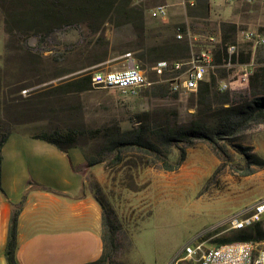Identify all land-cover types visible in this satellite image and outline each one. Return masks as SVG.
<instances>
[{"label":"rangeland","instance_id":"1","mask_svg":"<svg viewBox=\"0 0 264 264\" xmlns=\"http://www.w3.org/2000/svg\"><path fill=\"white\" fill-rule=\"evenodd\" d=\"M126 2L143 10L145 31L130 24L129 12L119 9ZM162 2L166 0H119L112 9L96 10L95 3L82 0H0V134L20 127L34 135L119 125L123 131L141 127L146 139L161 141L155 134L159 125L170 122L189 127L193 120H200L207 126V133L231 155L220 160L210 141L197 139L187 149L186 161L176 170L145 165L108 169L101 164L107 172L103 181L88 175L86 187L107 208L115 210L122 226L115 237L117 248L105 264H190L175 261L196 237H200L204 249L241 240L244 233L264 245V235L260 236L255 228L218 226L264 198L260 176L246 178L264 167L248 166L237 148L249 146L256 154L249 143L258 124L232 137L214 135L217 119L212 113L223 105L214 103L209 112L207 105L198 104L195 92L171 88L188 67L185 64L175 69V63H186L209 49L214 50L217 60L219 51H223V35H227V45L236 42L243 29L264 32V0H224L220 5L229 9V15L216 18H212L210 0H173L175 14L166 19L150 16V9ZM51 5L58 7V13H64L62 19L44 18L43 13ZM62 5L75 9L63 11ZM84 7L88 9L81 13ZM233 11L239 12L236 31L230 27L234 24L230 18ZM178 27L189 31L191 38L178 40ZM210 37L216 40L211 41ZM239 49V57L249 53L255 68L264 67V46L253 55L252 46L239 41ZM143 52L145 55L139 60L136 55ZM128 53L147 79L134 96L95 85L80 92L54 90L86 71L126 68ZM160 61L169 65L162 75L153 68ZM218 65L216 90L222 79L229 81L238 72L225 66L224 58ZM229 92V104L251 99L249 87L240 86ZM80 142L91 154L101 143L88 138H81ZM261 156L264 158V153ZM178 157V147H172L169 161L175 163ZM260 223L264 229V218Z\"/></svg>","mask_w":264,"mask_h":264},{"label":"crops","instance_id":"2","mask_svg":"<svg viewBox=\"0 0 264 264\" xmlns=\"http://www.w3.org/2000/svg\"><path fill=\"white\" fill-rule=\"evenodd\" d=\"M172 1L167 0L170 15L175 14ZM223 1L210 0L212 18L229 15V9L221 8ZM230 15L238 25L239 12ZM257 126L249 145L264 159L261 156L264 123ZM263 169L252 171L246 178L258 175L264 181ZM1 170L0 264H7L12 205L23 200L15 253L17 264H86L102 256L103 209L86 187L90 174L99 181L106 178L101 164L88 167L80 147L64 151L20 127L9 134L2 148Z\"/></svg>","mask_w":264,"mask_h":264},{"label":"trees","instance_id":"3","mask_svg":"<svg viewBox=\"0 0 264 264\" xmlns=\"http://www.w3.org/2000/svg\"><path fill=\"white\" fill-rule=\"evenodd\" d=\"M35 1V0H34ZM85 2L95 3L96 10L112 9L113 4L117 0H82ZM69 5H62L63 11L75 9ZM51 9H47L43 16L45 19H58L63 18L62 11L57 12L59 9L55 5H51ZM88 7H84L81 13L85 12ZM120 10L128 13V22L145 31L144 12L137 10L135 7H130L129 2L124 3L119 7ZM77 10V8H76ZM232 31H236V25H230ZM227 35H223V51L220 50L217 55V60L220 62L228 58L227 54ZM145 52L137 54L136 57L142 60ZM162 58V55L159 56ZM251 59L250 54L244 55L242 53L239 57V62H249ZM92 75L90 71H86L79 77L68 80L54 87V90L59 89L71 91H86L92 88ZM216 76H212L211 80L204 82L200 85L199 89L195 92L198 97V104L207 105L209 112L212 110L214 103L223 105L212 114L217 119L216 130L214 135L234 136L240 131H244L253 125L264 123V67L254 69L250 77L249 89L251 92V99H245L242 103L229 104L230 92H220L215 89ZM53 90V91H54ZM226 104L229 106L225 107ZM0 134V191L2 188V148L11 133ZM144 130L134 128L132 130L123 131L119 125L104 126L96 129L86 128H72L67 131L57 130L54 132H43L32 135L34 138L44 140L53 144L61 150L67 151L71 147L80 146L88 167L99 164H104L106 168L113 169L114 167L124 165L128 168H139L143 165L161 167L165 170H176L180 168L187 159V149L197 139H205L212 143L214 152L222 159H228L231 155L227 149L218 145V141L207 133V126L200 120H193L189 127H184L178 123H167L159 125L155 134L160 137L161 141L148 140L144 137ZM219 133V134H218ZM93 139L101 141L94 151L88 153L86 151V144H81L80 139ZM183 142V146L179 143ZM166 150H162V146ZM172 147H178L179 157L175 163L169 161V154ZM238 151L246 158L248 166L254 164L259 167H264V160L258 155L252 153V148L249 146L237 145ZM161 162V163H159ZM98 202L103 209V254L102 256L92 262L86 264H105L117 248L115 244L116 233L122 230V226L116 219L115 210L107 208L105 203L97 198ZM24 200L12 205V212L10 223L8 227L7 243H6V258L7 264H17L15 253L18 246V224L19 216L23 210ZM255 228L260 236L264 235V229L261 223H257L252 227L245 228L244 230H254ZM244 233L241 240H251L252 235Z\"/></svg>","mask_w":264,"mask_h":264},{"label":"built area","instance_id":"4","mask_svg":"<svg viewBox=\"0 0 264 264\" xmlns=\"http://www.w3.org/2000/svg\"><path fill=\"white\" fill-rule=\"evenodd\" d=\"M234 2L235 0H228ZM252 1V0H246ZM193 5L194 2L192 1ZM170 4L167 2L158 3L150 9V16L155 19H166L170 15ZM176 38L180 41L191 38L189 31L178 27ZM211 41L216 40L210 37ZM239 41L249 43L252 46V54L258 47L264 46V32L258 29H243L238 35L236 42L227 44L228 58L224 65L238 70L231 80L222 79L218 83L220 92L234 91L243 87H249L250 77L255 69V62L252 56L249 62H239ZM129 64L121 70L96 71L92 75V82L95 86L111 87L129 95H135L139 89L147 84L143 69L133 58L131 53L126 54ZM188 65L185 71L172 82V89L175 91L196 92L200 85L216 76V69L219 66L213 49L204 50L190 61L177 62L173 65L175 69H181ZM167 61L158 62L153 68L158 74H163L168 68ZM239 68L241 73L239 74ZM264 218V198L247 205L242 210L221 221L218 226H227L229 229L242 230L257 223ZM196 237L178 254L175 263L188 261L190 264H264V245L254 240H238L226 243L217 247L204 249L203 243Z\"/></svg>","mask_w":264,"mask_h":264}]
</instances>
